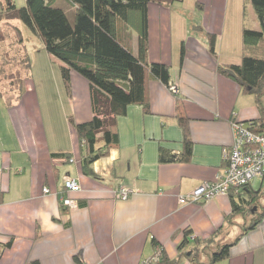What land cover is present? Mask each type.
<instances>
[{
    "label": "crops",
    "instance_id": "0c3cea01",
    "mask_svg": "<svg viewBox=\"0 0 264 264\" xmlns=\"http://www.w3.org/2000/svg\"><path fill=\"white\" fill-rule=\"evenodd\" d=\"M243 10L244 0L147 6V57L170 66L193 142L187 162H159L160 147L181 152L183 131L175 117V94L152 77L146 84L149 113L132 104L116 119L119 143L90 165L93 175L82 170L87 148L69 122L92 118L84 77L71 71L68 93L59 64L46 76L48 82L42 80L33 90V113L25 111L27 102L0 98V264H78L76 256L84 264H141L155 254L153 240L176 258L186 229L191 232L187 249L214 235L215 242L205 249L210 250L231 234L239 214L232 213L229 195L185 204L179 196L223 170L233 120L260 117L254 96L217 72L219 64L240 63L243 26L259 27L253 8L246 5V16ZM118 30L136 53V32L122 23ZM208 35L216 38V56L209 52ZM101 145L98 140L95 146ZM67 176L79 183V191L70 195L73 207L61 200ZM121 188L131 190L127 199L117 196ZM179 264H188L185 256ZM217 264H264V217Z\"/></svg>",
    "mask_w": 264,
    "mask_h": 264
},
{
    "label": "trees",
    "instance_id": "16d2710c",
    "mask_svg": "<svg viewBox=\"0 0 264 264\" xmlns=\"http://www.w3.org/2000/svg\"><path fill=\"white\" fill-rule=\"evenodd\" d=\"M5 1V6L1 4L4 8L0 9V22L7 17L19 19L41 39L47 54L62 63L60 73L68 93L71 71L77 72L87 80L92 118L85 123H75L69 118V122L87 148L86 156L82 160V170L85 174L93 175L90 165L106 156L109 150L119 143L115 129L116 119L124 115L132 104L140 105L145 113H149L147 79L152 77L168 88L171 85L170 66L150 62L147 57V6L150 2L170 5L180 0H64L68 6L74 7L72 20L68 18L65 7L60 4L61 0H24V5L20 7L12 0ZM247 3L252 6L259 27L251 29L243 26L240 63L219 64L217 72L237 83L242 93L254 96L260 117L243 123L256 133H264V0H244V16ZM120 22L136 32V53L122 42L118 30ZM215 41L214 35H208V49L213 56H216ZM13 43L17 45L15 57L25 69V74L20 77L22 87L19 88V95L15 100L18 101L23 94L24 82L29 77L31 61L26 48L23 47L22 37ZM183 55L184 50L181 47L180 60ZM173 93L177 101L175 117L183 131L182 150L178 154H171L160 147L158 159L163 163L189 161L193 146L189 136L188 118L181 109L177 93ZM0 98H5L1 92ZM98 140L102 145L96 147ZM251 184L233 188L228 192L233 214H242L241 207L248 202L246 195L253 197L254 192H261V188L253 190ZM263 217L264 211L248 225L243 226L241 234L234 241L218 243L214 250L210 249L208 252L205 249L215 242L214 235L205 239L202 245L197 244L187 249L191 234L188 229L183 232V239L178 246L179 255L176 258H169L159 243L153 240L157 260L150 261L149 264H179L183 256L191 264H217L229 257L230 247L246 231L255 228ZM225 219L226 222L230 220L229 217ZM201 254L207 256L206 261L200 260ZM75 261L84 264L77 256ZM30 264L39 263L33 261Z\"/></svg>",
    "mask_w": 264,
    "mask_h": 264
},
{
    "label": "rangeland",
    "instance_id": "374dc122",
    "mask_svg": "<svg viewBox=\"0 0 264 264\" xmlns=\"http://www.w3.org/2000/svg\"><path fill=\"white\" fill-rule=\"evenodd\" d=\"M12 1L17 7L24 5V0ZM4 2L6 1L0 0V9L2 5L5 6ZM60 4L65 7L64 9L68 18L72 20V11H69L68 3L61 0ZM246 5H248V7L252 10V6L250 4L247 3ZM4 6L2 8H4ZM248 23L251 25L250 21H248ZM18 25L19 27H17ZM20 37L23 38L24 47L29 54L31 67L29 77L24 82L23 94L19 101H22L20 103L23 105L27 102L24 106L25 111L27 110L29 113L30 110V112L33 113V90L40 86L42 80L44 81V84L46 81L48 82V79L50 78L46 76L53 70H59V64L62 63L47 54L41 39L27 29L19 19L13 17L3 18L0 22V92L4 95L7 102L10 103L17 99L19 95V88L22 87L20 77L25 74L23 65H20L15 57V54L17 53V45H14L13 43L20 39ZM50 85L48 84V86ZM54 89L55 87L53 86V90ZM252 187L253 190L261 188V192L259 194L254 192L253 197L252 195L245 196L248 202H246L244 207H241L242 214L235 217L231 234L225 238L226 240H221L220 243L234 239L241 232L243 223L249 224L252 220H254V218H257L262 211H264V177L253 180ZM227 223L230 224V220ZM215 248L216 246L213 245L210 249L214 250ZM208 251L209 249L207 252ZM206 259L207 256L201 254V261H206ZM188 264L191 263L188 261Z\"/></svg>",
    "mask_w": 264,
    "mask_h": 264
},
{
    "label": "built area",
    "instance_id": "2783aa9c",
    "mask_svg": "<svg viewBox=\"0 0 264 264\" xmlns=\"http://www.w3.org/2000/svg\"><path fill=\"white\" fill-rule=\"evenodd\" d=\"M169 89L176 92V88L172 84ZM231 127L233 141L230 148L223 154L225 167L217 173L214 180L205 181L190 193L179 196L181 204L207 201L216 195H227L231 189L244 187L252 183L253 180L264 176V133H256L237 120L232 121ZM63 189L62 204L68 207L75 206V200L70 195L79 191L78 181L70 176L65 177ZM48 191L47 188H43V192L47 193ZM130 192V189L121 188L117 192V196L127 199ZM155 260H157L156 255L143 260L141 264H149L150 261Z\"/></svg>",
    "mask_w": 264,
    "mask_h": 264
},
{
    "label": "water",
    "instance_id": "95a60500",
    "mask_svg": "<svg viewBox=\"0 0 264 264\" xmlns=\"http://www.w3.org/2000/svg\"><path fill=\"white\" fill-rule=\"evenodd\" d=\"M187 254H189V253H187Z\"/></svg>",
    "mask_w": 264,
    "mask_h": 264
}]
</instances>
